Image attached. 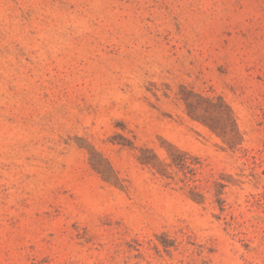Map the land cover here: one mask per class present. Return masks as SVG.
I'll use <instances>...</instances> for the list:
<instances>
[{
    "label": "rangeland",
    "instance_id": "rangeland-1",
    "mask_svg": "<svg viewBox=\"0 0 264 264\" xmlns=\"http://www.w3.org/2000/svg\"><path fill=\"white\" fill-rule=\"evenodd\" d=\"M0 264H264V0H0Z\"/></svg>",
    "mask_w": 264,
    "mask_h": 264
}]
</instances>
